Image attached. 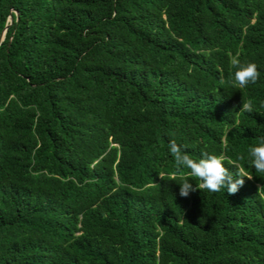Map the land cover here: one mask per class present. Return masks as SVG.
I'll return each instance as SVG.
<instances>
[{
    "label": "trees",
    "instance_id": "trees-1",
    "mask_svg": "<svg viewBox=\"0 0 264 264\" xmlns=\"http://www.w3.org/2000/svg\"><path fill=\"white\" fill-rule=\"evenodd\" d=\"M10 14L0 264H264V0H0V34ZM172 140L253 177L181 197Z\"/></svg>",
    "mask_w": 264,
    "mask_h": 264
},
{
    "label": "clouds",
    "instance_id": "clouds-1",
    "mask_svg": "<svg viewBox=\"0 0 264 264\" xmlns=\"http://www.w3.org/2000/svg\"><path fill=\"white\" fill-rule=\"evenodd\" d=\"M233 67L234 83L240 88H245L249 84H255L260 78V71L255 63H241L238 59L234 60ZM240 111L253 113V104L251 100L243 101ZM169 152L174 158L176 171L179 173L183 168L189 171L181 177L179 183V194L181 197H187L189 192L208 191L212 193L220 192L226 189L229 195H234L239 188L244 184V178L252 179L243 169H237L235 174L230 172L225 166V158L221 155L202 154L198 160L193 159L187 151L183 150L174 140L169 142ZM252 167L257 173H264V139L256 146L249 149ZM191 181H199L196 187H193ZM264 188V185L259 186L258 191Z\"/></svg>",
    "mask_w": 264,
    "mask_h": 264
},
{
    "label": "water",
    "instance_id": "water-1",
    "mask_svg": "<svg viewBox=\"0 0 264 264\" xmlns=\"http://www.w3.org/2000/svg\"><path fill=\"white\" fill-rule=\"evenodd\" d=\"M13 11H14V13H15L16 15H18L17 10H13ZM8 21H9V23L5 25L3 31H2L1 34H0V44H1L2 40L4 39V36H5V33H6V30H7L8 26H9V25L12 23V21H13V17H12L11 14L8 16Z\"/></svg>",
    "mask_w": 264,
    "mask_h": 264
}]
</instances>
